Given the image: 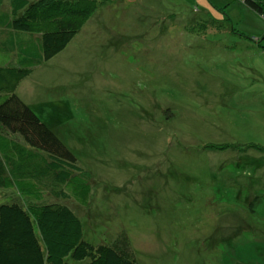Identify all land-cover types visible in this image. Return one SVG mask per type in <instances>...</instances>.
Segmentation results:
<instances>
[{
    "label": "rangeland",
    "instance_id": "374dc122",
    "mask_svg": "<svg viewBox=\"0 0 264 264\" xmlns=\"http://www.w3.org/2000/svg\"><path fill=\"white\" fill-rule=\"evenodd\" d=\"M17 93L91 177L71 203L88 242L264 264V18L244 0H98Z\"/></svg>",
    "mask_w": 264,
    "mask_h": 264
},
{
    "label": "trees",
    "instance_id": "16d2710c",
    "mask_svg": "<svg viewBox=\"0 0 264 264\" xmlns=\"http://www.w3.org/2000/svg\"><path fill=\"white\" fill-rule=\"evenodd\" d=\"M244 3L264 18V0ZM97 6L98 0H0V191L12 193L0 199V264H140L125 231L110 243L85 239L71 203L89 206L91 177L17 93L69 46ZM248 208L255 212L252 200Z\"/></svg>",
    "mask_w": 264,
    "mask_h": 264
}]
</instances>
